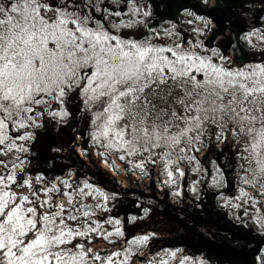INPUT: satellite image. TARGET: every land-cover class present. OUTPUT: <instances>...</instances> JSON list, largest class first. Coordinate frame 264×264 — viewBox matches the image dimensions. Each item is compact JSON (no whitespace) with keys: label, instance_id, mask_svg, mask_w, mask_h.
<instances>
[{"label":"snow or ice","instance_id":"1","mask_svg":"<svg viewBox=\"0 0 264 264\" xmlns=\"http://www.w3.org/2000/svg\"><path fill=\"white\" fill-rule=\"evenodd\" d=\"M237 2L249 21L238 39L255 50L246 63L199 39L215 25L188 8L181 23L191 27L180 29L154 26L142 0H0V264H204L183 248L149 255L156 234L126 238L109 207L116 194L70 166L54 176L31 167L36 130L66 121L73 94L89 113V148L113 173L146 175L151 165L176 186L203 169L200 179L219 189L225 169L215 160L204 168L197 154L206 141L233 149L238 195L219 198L264 232V0L210 7Z\"/></svg>","mask_w":264,"mask_h":264},{"label":"trees","instance_id":"2","mask_svg":"<svg viewBox=\"0 0 264 264\" xmlns=\"http://www.w3.org/2000/svg\"><path fill=\"white\" fill-rule=\"evenodd\" d=\"M146 1L152 6L150 21L154 26L163 21H170L166 17L171 13L169 2L174 1L175 15L188 8L212 19L215 27L210 26L209 40L232 59L239 51L242 52V49H250L238 39V28L244 30L242 24L247 26L249 22H236L229 13L234 10H223L220 6L210 7L214 0H209V5L202 4L201 0ZM229 35L233 37L231 44ZM76 141L72 142L73 145H76ZM89 153L88 150L86 156ZM205 157L204 161H201L204 168L213 171L211 162L215 160L225 169L228 179L226 187H211L209 178L205 177L198 191L193 193L189 186L194 179L188 171L186 176L180 179L181 195L173 196L171 193L174 190L162 183L160 171L149 165L146 175L137 170L136 175H133L132 171L123 172L125 183L116 189L123 195L122 200L112 209L111 215L119 214L115 217L122 220L128 239L146 233L156 234L145 249L149 255L162 248H183L185 254L201 257L204 264H258L257 257L264 255V232L256 225L248 226L243 220L236 219L229 208L222 206V199L219 198L221 192L224 196H234L237 192L234 184L238 166L235 151L221 145L212 153L206 152ZM102 177L101 174L96 177L98 182ZM143 209L150 211L145 215ZM131 216L143 218L130 222Z\"/></svg>","mask_w":264,"mask_h":264},{"label":"rangeland","instance_id":"3","mask_svg":"<svg viewBox=\"0 0 264 264\" xmlns=\"http://www.w3.org/2000/svg\"><path fill=\"white\" fill-rule=\"evenodd\" d=\"M142 2L149 3L146 0H142ZM151 11H152V6H151ZM229 13L233 15V19L236 22L244 21L240 17H238V15L236 16V14H235L234 11H232V12L230 11ZM176 14H177V16H178L179 19L177 21H173V22H175L177 24L178 28H180V29H189L191 26H189L186 23H181V22L182 21H185L187 19H190V17H187V16L183 15L182 13L180 14L179 12H177ZM166 18H168V20H171V19H169V17H166ZM159 19H160V17H159ZM245 21L247 23L249 22L247 20H245ZM165 27H167V25H165ZM209 34H210V31L209 30H206L205 31V34L203 36H200L199 39L203 40L205 42V44L209 48L216 47L215 45H213L212 43H210ZM249 50H250V52L248 54H247V51L246 50L245 51L242 50V52H244L243 55L245 57H247L246 60L244 61L245 63L249 61V59L251 58L253 52L255 51L253 49H249ZM236 60H238V59H236ZM72 97L73 98H69V100H68L69 102H75L76 99L79 100L78 97L75 94ZM50 123L52 124V127H50L51 126ZM50 123H46L43 128H47V127L51 128L53 131L56 132V136L54 137V139H53L54 141L52 142V144L48 147L47 156H48V159L54 163L53 169H55V171H53V172H57V171L60 172V169H62V168L64 170H67V167H69V166L71 167V162L72 161L69 159L70 149L71 148L78 147V146L80 148V143L78 142V145H77V141H76V145H73V143H70V141H71L70 140V135H65L63 133V131L61 130V124H62V122L60 124H56L54 122H50ZM43 128H40V129H43ZM37 130H39V129H37ZM34 143L36 144V141H34ZM226 144H227V142H226ZM206 145H207V148L203 152V154H197L198 157L200 158V161H202V162L206 158L205 157L206 156V152L212 153L216 149V147H217L214 142L212 144H207V141H206ZM55 147H60L62 149V151L60 153L53 152L52 151V148H55ZM30 150H31V152L33 154L35 153V151H32V145L30 146ZM83 158L87 162L86 163L87 167H89V165H92V168L95 169L96 175H95V177H91L90 178V176H89L88 173L82 172V171H80V172L77 171L78 172L77 175L80 178H84V177L89 178L90 179V182L95 183L98 186L102 187L109 194H116V196H117L116 200L115 201H111V200L109 201V207L111 209H115L117 207V204L120 203V201L122 200V196H123L121 193H119V192L116 191L117 188H121L119 186H121V185H123L125 183L124 178L122 177L123 176V172L117 170L115 173H113V172L109 171L108 169L104 168L103 165L100 162V158L97 157L96 155H94L93 152H92V150H91V153H89L88 156L83 155ZM36 159H38V155H37V158ZM56 160H58V161L56 162ZM56 163H60V165L57 166ZM120 163H123V162H120ZM239 163H242V161H238V164ZM137 171L139 172V170H137ZM213 171H214V169H213ZM100 174L103 177L98 182V180H97L96 177H99ZM49 175H50V171H49ZM203 175H204L203 169L201 170V172L199 174H193L192 173V176H193V179L194 180L200 179V177H203ZM159 177H161V180L162 181H164L165 179H167V177L165 175H163L162 172L161 173L159 172ZM204 180H205V178L200 179V183L196 186L197 189H199L200 185L203 183ZM179 184H180V179L178 178V184L176 186H168L166 184L165 185L168 188H171L174 191H176L177 190V187H180ZM236 195H238V192H236V194L234 196H236ZM234 196H225V197H234ZM233 202L236 203L238 201H233ZM221 203H222V205L224 204V200L223 199H222ZM229 209L234 213V215L236 217L239 216L240 219L244 221V223H245V221H247V223H245L246 225H248V226H251V225L254 226L255 225L251 221V214L248 217H245L243 215V213H242L241 210L234 209V208H230V207H229ZM114 215L117 216V217L119 216V214H117V213H114ZM138 264H139V261H138Z\"/></svg>","mask_w":264,"mask_h":264},{"label":"flooded vegetation","instance_id":"4","mask_svg":"<svg viewBox=\"0 0 264 264\" xmlns=\"http://www.w3.org/2000/svg\"><path fill=\"white\" fill-rule=\"evenodd\" d=\"M221 2H222V0H221ZM174 6H175V2L170 1L169 2V7H170V11H171V13L169 14V19H171L170 21H177L179 19L177 17V15L174 14L175 13V10L173 11V9H175ZM251 7L253 9V12H255L259 9L260 5L256 4V5H252ZM221 8L223 10H234L235 14L238 15V17H240V15H239V3L238 2L237 3H229L227 6H223ZM239 22H243V21H239ZM242 26L245 29L247 28L246 26H244V24H242ZM238 29H239V31H238V34H239L242 31V28L240 27ZM242 50L243 51L246 50L247 54L250 52V50H248V49H242ZM243 53L244 52L239 51L238 55L236 57H234L235 59L233 58V60H235L237 62H240V61L244 62L247 57H245L243 55ZM236 59H238V60H236ZM73 95H71L70 98H73L72 97ZM67 107H68V110L71 113V115L67 118L66 121L62 122L61 130L63 131V133L65 135H70V140H71V141L69 140L70 143L74 142L75 140H77L80 143V148L76 147V148L70 149L69 159L72 161L71 162V168L76 173H78L80 171H82V172L88 171L90 178L95 177V175H96L95 169L92 168V165H89V169H86L87 168V165H86L87 162L84 160L83 155H81L76 150L77 148L88 149L89 152L91 153V149L89 148V144H88V136H87L88 123H89V113L80 111L82 104L77 99L75 102H69L68 101ZM50 122H52V121L49 120L47 123H50ZM50 127H52V124ZM36 132H37V139L35 140L36 144L34 143V141L31 144L32 145V151H35V153L33 154L31 152V155L29 156V159L31 160V167L36 171H44L46 175H49V167L51 166V168L53 169L54 163L48 159L47 150H48V147L54 141L53 139L56 136V132L53 131L49 127L39 129ZM77 136H79L80 139H76ZM37 155H38V159H36ZM57 161L58 160H56V162ZM56 164H57V166L60 165V163H56ZM59 174H61V173L58 171L57 172L50 171L51 176L59 175Z\"/></svg>","mask_w":264,"mask_h":264}]
</instances>
